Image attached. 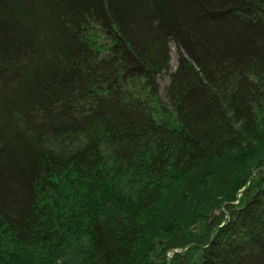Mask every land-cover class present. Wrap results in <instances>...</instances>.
<instances>
[{
    "label": "trees",
    "instance_id": "16d2710c",
    "mask_svg": "<svg viewBox=\"0 0 264 264\" xmlns=\"http://www.w3.org/2000/svg\"><path fill=\"white\" fill-rule=\"evenodd\" d=\"M0 264H264V0H0Z\"/></svg>",
    "mask_w": 264,
    "mask_h": 264
},
{
    "label": "rangeland",
    "instance_id": "374dc122",
    "mask_svg": "<svg viewBox=\"0 0 264 264\" xmlns=\"http://www.w3.org/2000/svg\"><path fill=\"white\" fill-rule=\"evenodd\" d=\"M178 63V54L174 44H171V65L173 68L177 66ZM170 77L168 74H164L158 78L160 85V93L165 98V88L169 84Z\"/></svg>",
    "mask_w": 264,
    "mask_h": 264
}]
</instances>
